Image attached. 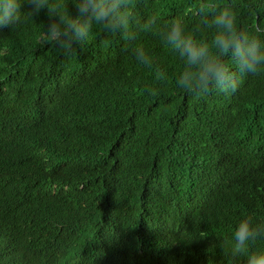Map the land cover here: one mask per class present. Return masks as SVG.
<instances>
[{
    "label": "trees",
    "instance_id": "trees-1",
    "mask_svg": "<svg viewBox=\"0 0 264 264\" xmlns=\"http://www.w3.org/2000/svg\"><path fill=\"white\" fill-rule=\"evenodd\" d=\"M199 2L132 0L158 24L127 48L93 24L65 55L44 41V11L0 32V264H246L219 240L264 221V73L231 95L177 87L184 62L162 33L177 18L194 29ZM238 5L241 27L264 25V0Z\"/></svg>",
    "mask_w": 264,
    "mask_h": 264
},
{
    "label": "clouds",
    "instance_id": "clouds-1",
    "mask_svg": "<svg viewBox=\"0 0 264 264\" xmlns=\"http://www.w3.org/2000/svg\"><path fill=\"white\" fill-rule=\"evenodd\" d=\"M23 5L28 10H23ZM75 11L67 8L63 0H0V32L14 29L27 16H38L46 12L44 41L53 44L65 55L83 46L92 31L93 24L101 25L105 31L118 33L125 41L135 42L140 32H153L158 24L156 15L141 22L135 15L132 0H73ZM238 0L226 4L217 0H200L193 14L200 18L194 29L186 28L179 18L172 20L163 30L162 41L183 62L184 69L176 85L190 97H204L214 90L231 95L237 92L240 77L244 74L264 73V25L243 28L238 24ZM204 29H214L209 43L197 39L193 34ZM136 61L151 67L152 57L143 45L135 43L130 49ZM233 65L235 70H233ZM158 81L166 77L159 71ZM157 95V89L145 90ZM264 240V221L257 222L252 215L242 217L235 225L230 239H220L219 247L233 258L246 257V264H264V249L254 248Z\"/></svg>",
    "mask_w": 264,
    "mask_h": 264
}]
</instances>
